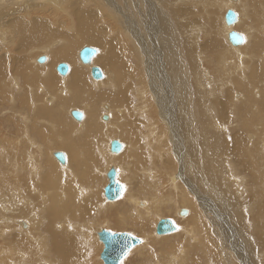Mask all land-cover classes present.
I'll return each mask as SVG.
<instances>
[{"label":"rangeland","instance_id":"374dc122","mask_svg":"<svg viewBox=\"0 0 264 264\" xmlns=\"http://www.w3.org/2000/svg\"><path fill=\"white\" fill-rule=\"evenodd\" d=\"M68 1L69 0H66V2H63V0H0V11L2 10L1 13L4 14V17H2L0 22L9 21V23H2V28H0L1 33L2 31L5 32L4 35H0V57L3 58V63L6 64L7 70V74L0 77V87L3 88V91L0 90V190L5 188L2 192L0 191V195L5 196L4 198H6L7 202L6 205L0 206V218L7 215L3 218L5 220L0 219L2 222L0 223V226L2 225L1 227L3 228L2 229L0 227V264L1 261L2 264H6V258L8 257L12 260L10 259V263L7 262V264H19L20 262L23 264V262L19 259L23 255V252L24 254L27 252L24 248L26 245H24V241L26 242L28 240L27 244L34 245L36 247V243L30 240L31 238L24 240L22 234L15 235L16 233L13 232H19L18 228L21 227V224L18 225L19 227L17 228V231L16 228L13 227V223L16 221L11 222L15 219L14 213L17 214V212H19V207L24 206L25 208L26 205L24 203L27 200V197L24 196L26 195V191L21 182L23 183V179L26 177H28V180H35V178H29L30 172H28L29 170L27 171V168L29 167L25 166L29 161L32 164L36 163V167L38 163L40 168L39 173L36 174L40 177L37 182L38 186L33 184V188L40 192L39 194L38 192L36 193L38 200H33V203L36 204L27 210L26 215L29 216L33 214L32 208H35L36 210L40 208L35 205L41 204V206H47L43 214L44 221L41 224L42 230H44V235L47 237L48 235L50 236L48 233L52 234L53 232L51 226H49V218H51V216H49V211L51 209L53 210L54 215L58 217L56 222L57 225L61 222L65 223L68 220L71 221V224H69V226L67 225L69 228L66 226L67 229L65 230H63V228H54L56 233L59 232V237L60 235L62 236V233L64 232L63 236L60 237L63 241L59 244H61L62 247H65L62 248L60 246L62 248L61 251L64 252L66 250L69 254V260L67 259V261H69L67 262L68 264H104L100 258L102 243L95 237V232L105 227H108L107 229L111 231H125L142 238L146 236L145 244H142L143 246L140 245L142 247L137 246V249L135 246V249H132L125 256L127 259L123 258L120 264H210V262L211 264H264V184L262 186L261 180L254 179L252 173L249 172L250 169L246 171V168L248 169L249 166H252L254 163L253 160L255 159V155L256 158L258 157V160H260L259 157L263 155L262 152L260 153L261 148L259 147L262 139L260 138L254 141V144L257 146L255 145L249 147V141L252 140L251 136L253 132H249L245 129L247 123L244 121V117L246 116V112H250V109L242 105L246 98L250 101L255 99V103H257V100H262L264 103V0H254V5H251L252 7L250 6L251 0H242L243 6H238L240 9L245 5L247 11H244L245 17L242 18L243 22L239 24L241 27L238 26L236 31L245 32V34L247 33L249 38V46H247L244 50L245 54L241 56L237 50L233 51L235 48L230 47L232 44L223 33L222 23H224L223 19H225V16H223L222 12H224L225 7L223 6H225L224 2L226 0H221L222 4L217 2L215 5H210L202 0H180V3L178 0H126L127 3L125 0ZM72 2H75L86 10H91L94 14H96L95 16H97V21H99L96 22L97 27L103 28L106 37L109 39H121V41L118 40V42H120L118 43V46L120 44L122 45L121 49H123L124 53L122 57L125 59L124 65L126 64L129 67V70L127 69L128 71L126 70L124 76L121 77L122 80L119 81V85L115 84V86H113V83H111V85L109 84L108 86L106 83H101V85L99 84L97 87L93 83V81L96 82V79L94 80L91 73L83 70V67L77 64L76 67L78 69L82 67L81 69L86 72L87 78L85 81L88 80L85 86H80V88H77L76 90L80 91L76 92L80 94H78L79 97H76L75 99L80 101L82 104L79 102L77 104L70 103V101L74 98L71 96L74 91H71L67 96L61 95L64 94L63 92H60L62 88H64L65 91L72 89L71 87L73 86H70L71 84L69 82L71 79L68 81V78L66 80L61 78L59 82V88L61 86L60 89L57 85L54 88L49 89L48 85L43 84L38 86L39 89H33L31 84L34 85V80L30 76H26L28 78L25 77L27 80L25 81V71L23 69L20 70L24 72L17 71L15 66L16 59L23 60V58L29 57L28 64L39 71V76L41 75L42 77H45L48 70L52 69V66L49 65L50 63L47 64L50 69L48 67H41V65L45 64L46 61L43 62V64L39 62H37L38 64L33 63V59L31 60L30 58L37 56L36 54H41V52L44 53L41 48L45 45V43L44 45L39 46V43L32 44L29 45L31 46L29 48H23V39L27 34L23 36L19 29L17 30V28H12V23L14 21L13 18L16 19L21 16V19L24 17L28 19V22H30L34 17L41 15L47 24L51 22V25L57 28V26L62 23L63 25L59 27V29L61 28L60 30L64 29V31L66 30L71 33H75L77 19L74 16L75 3L73 5ZM110 2L115 4L117 7L115 6V8L110 9L107 5ZM155 2L158 3L155 4ZM123 4L125 6H123ZM178 7H180V9H178ZM233 7L235 6L233 5ZM173 8L176 10H173ZM106 10L107 12H105ZM249 13L251 15H249ZM164 16L167 17V19H170V25L173 27V30H175L174 35L176 43H178L172 47V53L170 54L177 55V52L183 54L181 64H184L182 66V72L184 75H182L183 79L186 80L183 82V84L185 83V90H183V93L185 94L186 103H181L183 95L181 97L176 94L175 82H173L174 78L167 72L168 69L166 70L165 68V59L162 56V53L166 54V52L161 50L163 47L161 34H165V24L163 21L166 19ZM161 18L164 19L162 22ZM172 22L173 24H171ZM129 24L133 25V27ZM24 25H26V23ZM22 27L23 25L21 28ZM105 28L107 30H105ZM127 29L128 31L130 30L128 33ZM193 30L194 33H197L196 35L193 33ZM118 31H120L119 33H121L122 36L118 37V35H116V32ZM212 31H215V33ZM160 32L161 34H159ZM214 34H216V36ZM157 35L159 37H157ZM214 37H216L219 42L216 46L213 43L215 41ZM144 39L148 42H152L153 47H150V54L148 53L149 50L143 48L142 46L143 43H141V40H143L145 45H147ZM47 45L49 46V44H46V46ZM84 46H94L99 49V53L101 52L100 58L102 60L98 65L95 63L92 64L99 66L103 72L105 71V76L108 75V73H112L110 68H106V63H109V61L106 60L105 50L102 47L86 43L79 46L77 50H81ZM135 49H137V51ZM169 49H171V47H169ZM175 49L178 51L176 52ZM188 49H194L192 50L194 51L193 60L196 62V65H199V68L193 70L191 65L189 66V62L191 61L187 53L189 52L190 54L191 51H188ZM140 54L142 56H140ZM43 55L41 54L40 56ZM78 60L80 64H83L79 59V56ZM130 70L132 72H129ZM55 71L58 76H62L57 70ZM71 71L72 68L70 67V71L67 75L70 76ZM104 78L105 77L102 79ZM30 80H33V82ZM24 82H28V84L26 83L23 85ZM145 82L149 85V94H151L150 101L154 103L150 109H146L143 98L145 93L141 90L143 89L142 86L145 85ZM66 84L67 86L65 88ZM87 85H89L91 89ZM103 85L105 87H103ZM126 85H129V89L125 92V95L127 93L126 102H122V104L117 103L113 99V95L116 96L117 91L120 88H125ZM151 86L154 87L153 92L151 90ZM113 87L117 90L112 92L111 90ZM4 88L6 90H4ZM138 89L143 92L141 93L142 95L138 94ZM105 92L107 93L105 94ZM110 94L113 95L111 96ZM26 96L28 97V100ZM50 97L52 99H50ZM158 100L161 101V104L159 105L163 107V110L166 113L165 115H167V123H164L165 118L162 119V110L156 108V106L154 107ZM85 102L88 103L85 105ZM126 104L130 105L132 109L130 110L131 113L129 114L128 110V112L125 111L126 114L122 113L119 115V109L124 108L123 105ZM139 105L140 107H138ZM108 106H110L109 109H107ZM253 107L255 108V105H253ZM69 108L80 109V111L83 110V113L85 112V118L82 119H86L84 121V123L86 122L85 126L83 125L84 123L82 125H78L79 121L72 117L69 113ZM52 109L54 110L52 111ZM257 109L256 105L255 112H258ZM41 110H45L47 112H43ZM86 112H89L90 115L88 113L86 114ZM261 113H263V111H261ZM102 116H107V119H103ZM184 120L186 121L187 126L184 124ZM120 121L121 125L119 124ZM88 125L89 127H87ZM117 126H119V130L116 129ZM160 127H162L163 130ZM70 130H72L71 133ZM114 130H116V133ZM178 131L181 133H179L178 136L179 140L176 138ZM43 132L46 136L49 134L52 136L49 137L48 140H45L41 137V133ZM62 134L66 135L68 140H66L67 138L62 136ZM58 135H61L60 137H64L66 143L63 142L64 139H58ZM262 135H264V132ZM55 136L57 137V142L59 140L62 144L61 147V144L59 143V147L58 144H54L57 143L56 140H54L56 139ZM162 136L169 137V140H167L168 138H163ZM110 139H118L121 142L131 144L132 147L125 154L126 156L124 155L121 157L118 155V158L117 155L111 156V154H109L108 146ZM177 142L180 143L178 144ZM74 144H77L78 148L76 149L79 154L76 153V151H73L76 150ZM52 145H55V148H57L53 149ZM69 147L73 150H70ZM82 147L84 148L83 150ZM263 148L264 147H262V149ZM52 149H58L57 151H64L70 155V164L73 165V169H78H74L76 171V176L74 175L73 177L67 179V174H64L63 177H58L61 175V170H59L60 168L58 167L61 164L58 160L57 164L59 165L53 163ZM249 149H251L252 158L251 155H249ZM73 152H75V155L78 157L81 155L80 157L83 159L81 160L80 158H77L81 160L78 162L74 159L75 155H73ZM89 155L93 156L96 159V162L91 161L90 164V162H88L90 161ZM19 157L23 159L21 160ZM112 157L115 159H112ZM72 160H76L74 161L76 163H71L73 162ZM13 162L14 164H12ZM48 162L53 165H57V169L53 166L51 172L52 174L50 173V175L46 174L49 170L48 168L50 167V163ZM77 162L79 164H77ZM110 162L112 166L117 168L118 181L124 185L125 190L127 189V192L125 193L126 195L123 193V196L111 203H109L110 201L102 195L104 191L102 188H104V185L108 183L106 175L111 167ZM185 163L186 166H191L194 170L193 173L186 170L185 176L187 175L186 177L189 179L192 178L191 181L195 185L194 189L197 191L196 196L199 199L198 210L201 212L202 217L204 216L203 219L206 220L204 221L205 224L207 223V225L210 226L208 227L210 229L209 233L212 240L211 243L213 242V247L211 249H207L208 251L202 247L201 242L198 240L195 233L192 237V234H190V237L185 236V233L188 231V229L186 231V228H188V226L191 227L192 222L195 219L193 215H191V217H188L189 214L188 216H180L177 212H175L176 209H188L186 206H182L179 203L180 198L182 197L181 191L185 189V181L182 177L178 176L182 173L181 168L183 166L185 167ZM250 163L251 165H248ZM32 164L29 165L31 166ZM75 164L78 166L80 165V168L77 167V165L75 167ZM231 166L232 171L234 170L233 172L235 173L232 171L230 172ZM8 168L10 169L9 172L7 171ZM18 168L20 170L17 171ZM19 171L22 172L20 173ZM13 172L15 174H13ZM26 172L28 173L26 174ZM234 174L238 176L236 177ZM90 175L94 176L95 179L93 177L91 180ZM172 175L174 176V180L171 179ZM8 178L12 180L10 181ZM87 178L89 179L88 181ZM234 178L235 180H233ZM83 179H85V181ZM2 181H5L6 183ZM86 181L88 183H86ZM43 182H46V184ZM48 182H51V184ZM62 183L64 186H62ZM135 186L142 189L140 190ZM20 187L22 188L19 191ZM83 188H87V190ZM49 190L51 191V194L45 201H42L40 194ZM85 191H88L89 195L81 197L82 193ZM3 192H5L4 195H2ZM128 192H131L133 196L138 197L139 208H143L141 206H147V201L151 199H153L152 201L155 204L160 205L161 210L155 209L157 208V206H155L150 213L152 229L140 228L137 226V223L136 225L135 223L131 224L130 221L126 222L132 218V216H130V218L127 217L125 221L124 218L126 217V214L129 212L132 213L135 208L134 204H130L128 202L130 200V196H127ZM7 193L9 195H7ZM78 193L80 195H78ZM99 194L102 195L101 198ZM156 195L159 197L154 198ZM201 199L203 200V203H201ZM222 200L225 202H222ZM22 201H24L23 204ZM103 201L105 203L107 202L109 205L104 204ZM232 201H237L238 203L235 202V204H230L229 202ZM18 203L21 204V206H18ZM59 204L70 207H60L58 206ZM225 204L231 205V208L228 209V206H225ZM229 213H231V217ZM9 215L13 217H10ZM25 216L18 215L15 220H17V218L26 219L27 217ZM165 217L171 218L175 221L177 226H182L185 231L182 229L183 233L180 234V236L172 233L158 237L160 235H157V233L154 234L153 232L155 230V222H157L160 218L162 219ZM181 217L189 219L182 221L180 220ZM7 218L8 220H6ZM190 218L193 219L191 220ZM230 218L232 224L227 223ZM39 220L41 219H39L37 212V221ZM214 220L216 222H214ZM4 221H6V223L9 221L12 224L10 225L8 222L7 224L4 223L6 226H3ZM186 224L188 226L184 227ZM212 224L215 225L213 226ZM43 225L45 226L43 227ZM231 225L235 227V235H237L235 236L236 243H234V245L233 243L227 241L225 238L226 236L224 235L226 230L225 227L232 230V228H229ZM8 226L9 228H7ZM10 227L11 231H9ZM1 229L3 231H1ZM90 236H93L96 239L93 237L91 238ZM56 237L57 235H53V241H56ZM65 242L70 243L68 245V243ZM14 243L17 244L14 245ZM37 243L40 242L38 241ZM11 244L14 247L18 246L20 252L16 250L18 249L17 247L13 248ZM180 244L182 245L178 249ZM66 245H68L67 248ZM6 248H9V250ZM10 249H14L16 252L13 251V253ZM68 249L69 251H67ZM204 250L207 251L208 255L204 252ZM11 253H13V256L18 253L16 254V258L19 256L17 260L20 262L14 258L15 256L12 258L10 255ZM57 256L58 259H54L53 255L50 254L51 261H47L52 264H63V258H61L60 254ZM170 256H172V259ZM226 257L227 260H229L228 258H230V260L225 261ZM13 260L16 261V263L13 262ZM47 261L40 264H47Z\"/></svg>","mask_w":264,"mask_h":264},{"label":"bare ground","instance_id":"6f19581e","mask_svg":"<svg viewBox=\"0 0 264 264\" xmlns=\"http://www.w3.org/2000/svg\"><path fill=\"white\" fill-rule=\"evenodd\" d=\"M1 1H3V0H1ZM30 1V0H29ZM66 2V0H63V2ZM69 1H72V0H69ZM68 1V2H69ZM98 1V0H97ZM101 1V0H100ZM118 1H121V0H118ZM117 1V2H118ZM128 1V0H127ZM127 1L125 0V2L127 3ZM170 1V0H169ZM173 1V0H172ZM179 1V3H180V0H178ZM189 1V0H188ZM202 1H204V2H206V3H208V4H210V5H215V4H217V2L218 3H221V0L220 1H216V0H202ZM14 2V1H13ZM39 2V1H38ZM103 2V1H102ZM108 2V1H107ZM165 2V1H164ZM191 2V1H190ZM203 2V3H204ZM74 3L75 2H72V4L74 5ZM116 3V2H115ZM156 3H158V2H155V4ZM171 3V2H170ZM65 4V3H64ZM82 4H85V3H82ZM104 4H105V2H104ZM166 4V3H165ZM168 4H169V2H168ZM205 4V3H204ZM222 4V3H221ZM243 4V2H242V0H236V1H234V0H226L225 2H224V5L225 6H223V7H225V9H224V12H222L223 13V16H225L224 14L227 12V10L228 9H233L234 8V10L237 12V14H238V19H237V22L235 23V24H233V25H228L227 23H226V21H225V19H223V21H224V23H222V28H223V33H224V35H226V37H227V39H228V36H229V33H230V31H232V30H237V28H238V26L239 27H241L239 24L240 23H242L243 22V17H245L244 16V11L246 10V8H245V5H244V7L243 8H238V6H243L242 5ZM15 5V4H14ZM97 5H99V4H97ZM108 6H109V8L110 9H112V8H115V4H112L111 2L110 3H108L107 4ZM118 5H119V3H118ZM146 5V4H145ZM170 5V4H169ZM173 5V4H172ZM233 5L235 6V7H233ZM251 5H254V0H251V4H250V6ZM70 6V5H69ZM104 6H106V5H104ZM107 6V7H108ZM123 6H125L124 4H123ZM158 6V5H157ZM160 6V5H159ZM240 6V7H241ZM249 6V7H250ZM262 6V5H261ZM36 7H38V6H36ZM40 7H42V6H40ZM74 7H75V9H74V11H75V14H74V16H75V18L77 19V22H78V25H77V22H76V25H75V33H71V32H69V31H64V29L63 30H60L59 29V27L61 26V25H63L62 23H61V25H59V26H57V28L56 27H54L53 25H51V22L50 23H48L47 24V22L46 21H44V19L42 18L43 16H41V15H39V16H37V17H34L33 19H32V21H30V22H28V19H26V18H24L23 17V19H21L22 17L21 16H17L18 18H13V23H12V28H17V30L19 29L21 32H22V35L24 36V35H26L25 36V38L23 39V48H29V47H31V46H29V45H32V44H38V46L39 45H44V43H45V45L41 48V50L44 52V53H42L41 52V54L43 55V56H45L46 57V63L45 64H43V65H41V67H48V63H50L49 65H51L52 66V69H50L49 67V69L50 70H48V73L45 75V77H42L41 75L39 76V71L37 70V69H35V68H33V67H31L29 64H28V59H29V57H26V58H23V60H17L16 59V70L17 71H22V70H20V69H23L24 71H22V72H24V78L26 77V76H30L33 80H34V82H33V80H30L31 82H33V84L34 85H32L31 84V87H33V89H36V88H38L39 89V85H41V84H43V85H48V87H49V89H52V88H54L56 85H57V87L59 88V82H60V80H61V78L62 79H67L68 78V81H69V79H71V81H69L70 82V86H73V87H71L72 89H69V90H67V91H65L64 90V88H62L61 89V91L60 92H63L64 94H61V95H63V96H67L68 94H70V92L71 91H74V93L71 95L72 97H74L71 101H70V103H80V104H82L80 101H78V100H76L75 98L76 97H79L78 96V94H80V93H76V92H80V91H76L77 90V88L79 89L80 88V86H85L86 84H87V81H85L86 80V72L85 71H91V67L93 66V64L92 63H95V64H99L100 62H101V58H100V56H101V52L99 53V49H98V53L96 54V56L92 59V62L90 63V64H80L79 63V60H78V56H79V51L77 50V48L79 47V46H81L82 44H86V43H89V44H94V45H96V46H99V47H102L104 50H105V54H106V60L107 61H109V63H106V65H107V67L106 68H110V70H112V73H108V75H106L105 76V74H104V79H96V82H94L93 81V83L98 87L99 86V84L101 85V83H106L108 86H109V84L111 85V83H113V86H115V84H117V85H119V81L120 80H122V76H124V74H125V71L128 69L129 70V67L125 64L124 65V62H125V59L122 57L123 56V49H121L122 48V45L120 44L119 46H118V43H120V42H118V40H120L121 41V39H118V38H114V39H109L108 37H106V35H105V31L103 30V28L102 27H97V24H96V22H99V21H97V16H95L96 14H94L91 10H86V9H84V8H82L81 6H79L78 4H76L75 3V5H74ZM102 7V6H101ZM100 7V8H101ZM117 7V6H116ZM150 7V6H149ZM161 7V6H160ZM168 7V6H167ZM252 7V6H251ZM103 8V7H102ZM248 8V7H247ZM26 9V8H25ZM35 9V8H34ZM106 9V8H105ZM175 8H173V10H174ZM178 9H180V7H178ZM27 10V9H26ZM29 10V9H28ZM37 10V9H36ZM40 10V9H39ZM101 10V9H100ZM114 10V9H113ZM138 10V9H137ZM150 10H152V9H150ZM176 10V9H175ZM2 11V10H1ZM1 11H0V13H1ZM16 11V10H15ZM153 11V10H152ZM179 11H181V10H179ZM247 11V10H246ZM105 12H107V10L105 11ZM112 12V11H111ZM119 12V11H118ZM150 12V11H149ZM178 12V11H177ZM176 12V13H177ZM5 13V12H4ZM15 13V12H14ZM64 13V12H63ZM103 13V12H102ZM110 13V12H109ZM126 13V12H125ZM151 13V12H150ZM160 13V12H159ZM175 13V12H174ZM193 13V12H192ZM6 14V13H5ZM20 14V13H19ZM40 14V13H39ZM71 14H73V13H71ZM111 14V13H110ZM121 14V13H120ZM128 14V13H127ZM181 14H182V12H181ZM217 14V13H216ZM246 14H247V12H246ZM107 15H109V14H107ZM114 15V14H113ZM161 15V14H160ZM184 15V14H183ZM249 15H251L250 13H249ZM71 16V15H70ZM122 16V15H121ZM167 16V15H166ZM2 17H4V14H2L1 13V16H0V21L2 20ZM28 17V16H27ZM114 17V16H113ZM117 17V16H116ZM165 17V16H164ZM188 17V16H187ZM11 18V19H12ZM45 18V17H44ZM100 18H101V16H100ZM121 18V17H120ZM224 18V17H223ZM73 19V18H72ZM160 19V18H159ZM162 19V18H161ZM165 19L166 20H164V19H162L161 20V22L163 21V23L165 24V29H164V33L165 34H161V32L159 33V34H161V36H162V41H163V47H162V49L161 50H164V52H166V54L164 53H162V56L164 57V59H165V68H166V70H167V72L169 73V74H171L172 75V77L174 78L173 80V82H175V88H176V94H178V95H180L181 97H182V95H183V98H181V103H186V99H185V94L183 93V90H185L184 89V85H185V83L183 84V82H185L186 80L185 79H183V70H182V66L184 65H182L181 64V58H182V56H183V54H180V52L178 53L177 51V49H175L176 50V54L177 55H171L170 53H172V47H174V45H176V44H178V43H176V39H175V35H174V31L175 30H173V27L170 25V19L168 18L167 19V17H165ZM47 20V19H46ZM123 21V20H122ZM248 21V20H247ZM6 22H8L9 23V21L7 20ZM6 22H0V28H2V26L1 25H3L2 23H6ZM222 22V21H221ZM251 22V21H250ZM26 23V25H24ZM121 23V22H120ZM129 23V22H128ZM155 23V22H154ZM179 23V22H178ZM217 23V22H216ZM28 24V25H27ZM50 24V25H49ZM133 24V23H132ZM162 24V23H161ZM171 24H173V22L171 23ZM213 24V23H212ZM23 25V27L21 28V26ZM99 25V24H98ZM124 25V24H123ZM130 25V24H129ZM179 25V24H178ZM5 26V25H4ZM10 26V25H9ZM111 26V25H110ZM130 26H132L133 27V25H130ZM217 26H218V24H217ZM216 26V27H217ZM221 26V25H220ZM135 27V26H134ZM215 27V26H214ZM163 28V27H162ZM161 28V29H162ZM218 28V27H217ZM70 29V28H69ZM72 29V28H71ZM109 29V28H108ZM147 29V28H146ZM258 29V28H257ZM263 29V28H262ZM105 30H107L106 28H105ZM163 30V29H162ZM220 30H221V27H220ZM253 30V29H252ZM110 31V30H109ZM130 31V30H129ZM128 31V29H127V33L129 32ZM150 31V30H149ZM155 31V30H154ZM73 32V31H72ZM120 31H118V32H116V35H118V37H120V36H122V34L121 33H119ZM146 32V31H145ZM213 32V31H212ZM254 32V31H253ZM4 31H2V33L0 32V35L2 36V35H4ZM114 33V32H113ZM151 33V32H150ZM193 33H194V30H193ZM213 33H215V31L213 32ZM244 36H245V42L244 43H242V44H240V45H234V46H232V45H230V47H234L235 49L233 50V51H238L239 52V55L241 56V55H244L245 54V49H246V47L247 46H249V38H248V34L246 33L245 34V32L243 33V32H241ZM152 34V33H151ZM177 34V33H176ZM195 35L197 34V33H194ZM173 35V36H172ZM195 35H194V37H195ZM215 36H216V34H214ZM147 36V35H146ZM179 36V35H178ZM187 36H189V35H187ZM258 36V35H257ZM157 37H159L158 35H157ZM259 37V36H258ZM132 38V37H131ZM215 38V41L213 42L214 44H215V46L216 45H218V41H217V38L216 37H214ZM213 38V39H214ZM57 39H59V40H57ZM212 39V38H211ZM250 39H251V37H250ZM145 40V39H144ZM29 41H31V42H29ZM33 41V42H32ZM181 41V40H180ZM185 41H186V39H185ZM192 41V40H191ZM229 41V40H228ZM251 41V40H250ZM145 42H146V44L147 45H145V43H144V41L143 40H141V43H143L142 44V46H143V48H146L147 50H149V54H150V47L152 48L153 46H152V42L151 41H147V40H145ZM148 42V43H147ZM156 42V41H155ZM154 42V43H155ZM160 42V41H159ZM51 43H52V45H51ZM130 43V42H129ZM153 43V44H154ZM184 43V42H183ZM207 43V42H206ZM25 44V45H24ZM46 44H49V46L47 45L46 46ZM139 44V43H138ZM149 44V45H148ZM162 44V43H161ZM221 44V43H220ZM51 45V46H50ZM184 45H186V44H184ZM212 45V44H211ZM145 46H147V47H145ZM178 46V45H177ZM177 46H175V47H177ZM190 46V45H189ZM189 46H187V47H189ZM49 47V48H48ZM139 47V46H138ZM169 47H171V49H169ZM180 47H181V45H180ZM155 48V47H154ZM226 48V47H225ZM249 48V47H248ZM22 49V48H21ZM190 49H191V47H190ZM232 49V48H231ZM23 50V49H22ZM77 50V51H76ZM136 51H137V49H135ZM186 50V49H185ZM192 50H194V49H192ZM192 50H189L188 49V51H191L190 52V54H189V52L187 53L188 54V57L190 58V61L191 62H189V66L191 65V67L193 68V70L194 69H197V68H199V65H196V62H194V60H193V57H194V51H192ZM174 51V50H173ZM187 51V50H186ZM155 52V51H154ZM237 53V52H236ZM41 54H36L37 56H34V57H31L30 59L32 60L33 59V63H35V64H38L37 62H38V58H39V56L41 55ZM35 55V54H34ZM99 55V56H98ZM137 55V54H136ZM159 55V54H158ZM161 55V54H160ZM220 55V54H219ZM27 56V55H26ZM98 56V57H97ZM104 56V55H103ZM140 56H142L141 54H140ZM139 56V57H140ZM145 56V55H144ZM172 56H174V57H172ZM196 56V55H195ZM187 57V56H186ZM138 58V57H137ZM142 58V57H141ZM172 58V59H171ZM259 58V57H258ZM48 59H49V61H48ZM80 59V58H79ZM139 60V59H138ZM143 60V59H142ZM146 60V59H145ZM162 60V59H161ZM198 60V59H197ZM105 61V60H104ZM103 61V62H104ZM183 61V60H182ZM238 61V60H237ZM60 62H67L68 64H69V66L72 68V71H71V75L69 76V75H62L61 77L60 76H58L57 75V73H56V66H57V64L58 63H60ZM184 62V61H183ZM140 63H142V62H140ZM77 64H79L80 66H82L81 68L83 69V70H85V71H83L81 68L80 69H78L76 66H77ZM149 64H150V61H149ZM158 64V63H157ZM101 65H102V63H101ZM100 65V66H101ZM105 65V66H106ZM148 65V64H147ZM188 65V64H187ZM167 66V67H166ZM242 66V65H241ZM38 67V66H37ZM104 67V66H103ZM137 67V66H136ZM150 68V67H149ZM159 68V67H158ZM19 69V70H18ZM134 69V68H133ZM42 70V69H41ZM44 70V69H43ZM127 70V71H128ZM132 70V69H131ZM129 71V72H132V71ZM70 71V70H69ZM185 71V70H184ZM198 71V70H197ZM105 72V71H104ZM103 72V73H104ZM186 72V71H185ZM250 72V71H249ZM44 73V72H43ZM42 73V74H43ZM45 73H46V71H45ZM91 73V72H90ZM159 73V72H158ZM7 74V70H6V64L5 63H3V58L2 57H0V77H2V76H5ZM25 74H28V75H25ZM59 74V73H58ZM128 74V73H127ZM133 74V73H132ZM183 74V75H182ZM259 74V73H258ZM63 76H66V77H63ZM60 77V78H59ZM26 78H28V77H26ZM26 78L24 79L25 81H27L26 80ZM157 78V77H156ZM84 80V81H83ZM95 80V79H94ZM148 80V79H147ZM158 80V79H157ZM160 80V79H159ZM67 81V82H68ZM83 81V82H82ZM29 82V81H28ZM28 82H24V84L23 85H25L26 83L28 84ZM15 83H16V81H15ZM30 83V82H29ZM85 83V84H84ZM127 84H128V82H127ZM243 84V83H242ZM130 85V84H129ZM129 85H126L125 86V88H120L118 91H117V94H116V96L115 95H113V99L117 102V103H120V104H122V102H126V99H127V93H126V95H125V92L129 89L128 87H129ZM198 85V84H197ZM30 86V85H29ZM66 86H67V84L65 85V88H66ZM88 87H89V85H87ZM86 86V87H87ZM121 86V85H120ZM244 86V85H243ZM17 87V86H16ZM45 87V86H44ZM47 87V88H48ZM63 87V86H62ZM102 87V86H101ZM103 87H105L104 85H103ZM145 87V88H144ZM149 85H147V83L145 82V85L144 86H142V88L143 89H141V90H143L144 91V93H145V95H144V104L146 105V109L148 108V109H150V107H152L153 105L152 104H154V103H152L151 101H150V95L151 94H149ZM1 89L0 90H2L3 91V88L2 87H0ZM15 88V87H14ZM43 88V87H42ZM60 88H61V86H60ZM59 88V89H60ZM90 88V87H89ZM88 88V89H89ZM95 88V87H94ZM16 89V88H15ZM21 89V88H20ZM41 89V88H40ZM58 89V90H59ZM91 89V88H90ZM173 89V88H172ZM258 89V88H257ZM4 90H6L5 88H4ZM65 92H64V91ZM81 90V89H80ZM115 90H117L115 87H113L112 88V92L113 91H115ZM141 90H139L138 89V94H141V93H143ZM151 90H152V92H153V90H154V87L153 86H151ZM17 91H18V89H17ZM83 91V90H82ZM41 92V91H40ZM1 93H5V92H1ZM107 92H105V94H106ZM235 93H237V92H235ZM94 94V93H93ZM115 94V93H114ZM4 95V94H3ZM27 95V94H26ZM92 95V94H91ZM90 95V96H91ZM111 95V94H110ZM111 95V96H112ZM142 95V94H141ZM154 95V94H153ZM241 95V94H240ZM23 96V95H22ZM40 96V95H39ZM90 96H89V98H90ZM243 96V95H242ZM24 97H25V95H24ZM23 97V98H24ZM47 97V96H46ZM26 98H27V100H28V97L26 96ZM42 98V97H41ZM92 98V97H91ZM136 98V97H135ZM142 98V97H141ZM257 98H259V97H257ZM20 99V98H19ZM50 99H52L51 97H50ZM53 99H54V97H53ZM259 99H262V98H259ZM23 100V99H22ZM24 100H25V98H24ZM26 100V101H27ZM85 101V100H84ZM83 101V102H84ZM86 101H87V98H86ZM94 101V100H93ZM130 101V100H129ZM61 102V101H60ZM242 102H243V100H242ZM256 102V100L254 99V100H252V101H250L249 99H245V101L242 103V105H244V106H246L248 109H250L249 111L250 112H246V116L244 117V121L247 123V125H246V127H245V129L246 130H248L249 132L250 131H252L253 132V134H252V140L251 141H249V147L250 146H255L256 144H254V141L256 140V139H262L261 141V144H260V153L262 152V156H260L259 158H260V160H258L257 158H256V155L254 156V163L252 164V166H249V168L247 169L246 168V171L247 170H249V172H251L252 173V175H253V177H254V179H257V180H261V183H262V186H263V184H264V148L262 149V147H264V135H262V133L264 132L263 130H264V103L262 102V100L261 101H258L257 100V103H255ZM88 103V102H87ZM86 102L84 103L85 105L87 104ZM236 103V102H235ZM14 104V103H13ZM21 104V103H20ZM64 104V103H63ZM67 104V103H66ZM69 104V103H68ZM90 104V103H89ZM159 104H161V101L160 100H158L157 101V103L154 105V107L156 106V108H159L160 110H162V112H161V116H162V119L163 118H165V121L164 120H162V121H164V123H167L168 122V120H167V115H165L166 113L164 112V110H163V107L161 106V105H159ZM70 105V104H69ZM108 105V104H107ZM238 105V104H237ZM253 105H255V108L253 107ZM256 105H257V110H258V112H260V113H258V112H255V110H256ZM88 106H90V105H88ZM124 106V108H121V109H119V112H120V114L119 115H121L122 113H125V111H127L128 112V110H129V114L131 113V111L130 110H132L131 109V107H130V105L129 104H126V105H123ZM63 107V106H62ZM91 107V106H90ZM138 107H140V105L138 106ZM200 107V106H199ZM52 108V107H51ZM54 108V107H53ZM65 108V107H64ZM110 108V106H108L107 107V109H109ZM137 108V107H136ZM28 109V108H27ZM31 109V108H30ZM49 109V108H48ZM141 109V108H140ZM153 109V108H152ZM151 109V110H152ZM202 109V108H201ZM54 109H52V111H53ZM72 110H74V108H72V109H70L69 108V113L71 114V111ZM80 110V109H79ZM82 110V109H81ZM93 110V109H92ZM154 110V109H153ZM166 110V109H165ZM41 111H43V112H47V111H45V110H41ZM49 111H50V109H49ZM55 111H56V109H55ZM54 111V112H55ZM60 111V110H59ZM59 111H58V113H59ZM83 111V110H82ZM112 111V110H111ZM137 111V110H136ZM149 111V110H148ZM156 111V110H155ZM199 111V110H198ZM211 111H212V109H211ZM261 111H263V113H261ZM53 112V113H54ZM92 112V111H91ZM96 112V111H95ZM150 112V111H149ZM149 112H148V114H149ZM62 113V112H61ZM89 114V112H86V114ZM138 113V112H137ZM147 113V112H146ZM168 113H169V110H168ZM97 114V113H96ZM104 114V113H103ZM126 114V113H125ZM151 114V113H150ZM160 114V113H159ZM90 115V114H89ZM89 115H86V116H89ZM102 115V114H101ZM208 115V114H207ZM58 116V115H57ZM129 116V115H128ZM171 116V115H170ZM169 116V117H170ZM64 117V116H63ZM63 117H62V119H63ZM121 117V116H120ZM149 117V116H148ZM203 117V116H202ZM205 117H207V116H205ZM59 118V117H58ZM83 118H85V112H84V117ZM92 118V117H91ZM102 118L104 119V116H102ZM112 118V117H111ZM110 118V119H111ZM181 118V117H180ZM188 118V117H187ZM194 118V117H193ZM65 119V118H64ZM73 119V118H72ZM89 119V118H88ZM87 119V120H88ZM192 119V118H191ZM190 119V120H191ZM202 119V118H201ZM203 119H204V117H203ZM86 120V119H85ZM85 120H77V121H79V123H78V125H82L83 123H84V121ZM186 120V119H185ZM184 120V122L183 121H181V122H183L184 124H186V126H187V123H186V121ZM189 120V121H190ZM64 121V120H63ZM89 121V120H88ZM110 121V120H109ZM121 121H122V119H121ZM121 121L119 122V124L121 125ZM188 121V120H187ZM195 121V120H194ZM107 122V121H106ZM201 122V121H200ZM242 122H243V120H242ZM191 123V122H190ZM71 124V123H70ZM85 124H86V122L83 124L84 126H85ZM111 124V123H110ZM118 124V125H119ZM201 124V123H200ZM65 125V124H64ZM171 126V125H170ZM200 126H202V125H200ZM204 126V125H203ZM244 126H245V124H244ZM87 127H89V125L87 126ZM86 127V128H87ZM96 127V126H95ZM107 128V127H106ZM161 129H162V127H160ZM208 128V127H207ZM209 128H210V126H209ZM84 129V128H83ZM91 129V128H90ZM116 129L117 130H119V126H117L116 127ZM166 129V128H165ZM205 129V128H204ZM41 130H43V129H41ZM86 130H88V129H86ZM92 130H94V129H92ZM163 130V129H162ZM67 131V130H66ZM71 131L72 130H70V133H71ZM96 131V130H95ZM113 131V130H112ZM111 131V132H112ZM116 130H114V132H115ZM174 131H175V128H174ZM83 132V131H82ZM177 132V131H176ZM210 132V131H209ZM68 133V132H67ZM79 133V132H78ZM113 133V132H112ZM116 133V132H115ZM179 131H178V134H177V136H176V138H177V140H179ZM64 134V133H63ZM62 134V136H65L66 137V135H63ZM69 134V133H68ZM67 134V135H68ZM181 134V133H180ZM211 134V133H210ZM247 134V133H246ZM70 135V134H69ZM79 135V134H78ZM52 135L51 134H49L48 136H46L45 135V133L43 132V133H41V137L43 138V139H45V140H48V138L49 137H51ZM61 135H58V139H64V137H60ZM71 136V135H70ZM166 136H167V134H166ZM166 136H164V137H166ZM77 137V136H76ZM163 137V136H162ZM163 137V138H164ZM238 137V136H237ZM240 137V136H239ZM22 138H23V136H22ZM54 138V137H53ZM55 138L56 139H54V140H56V142H57V137L55 136ZM67 138V137H66ZM166 138H168L167 140H169V137H166ZM79 139H80V137H79ZM66 140H68V138L66 139ZM74 140V139H73ZM113 139H110L109 140V142H108V146H109V154H111V156H116L117 155V158H118V155L119 156H124L127 152H128V150L132 147V145L131 144H129V143H124V142H122L123 144H124V148L122 149V151L120 152V153H112L111 151H110V143H111V141H112ZM75 141V140H74ZM62 142V141H61ZM64 143H66V141H65V139H64V141H63ZM68 142H70V141H68ZM77 142V141H76ZM61 144L60 142H59V140H58V142L57 143H54V144ZM64 143H63V145H64ZM73 143V142H72ZM178 143V142H177ZM180 143V142H179ZM178 143V144H179ZM59 144H58V147H59ZM31 145V144H30ZM39 145V144H38ZM104 145V144H103ZM54 146V147H53ZM62 146V144L60 145V147ZM69 146V145H68ZM74 146H75V149L76 148H78L77 147V144H74ZM176 146V145H175ZM174 146V147H175ZM257 146V145H256ZM38 147H40V146H38ZM71 147V146H70ZM70 147H69V149H70ZM101 147V146H100ZM177 147H179V146H177ZM52 148L53 149H56L55 148V145H52ZM72 148V147H71ZM74 148V147H73ZM81 148V147H80ZM52 149V150H53ZM59 149V148H58ZM57 149V150H58ZM68 149V150H69ZM84 148L82 147V150H83ZM101 149V148H100ZM175 149V148H174ZM252 149V148H251ZM251 149H249V155H251V158H252V153H251ZM51 150V151H52ZM57 150H53V163H56L57 164V159H56V157L54 158V152L55 151H57ZM70 150H73V149H70ZM73 151H76V153H78L79 154V152L77 151V149L76 150H73ZM107 151H108V149H107ZM179 151V150H178ZM178 151H176V152H178ZM27 152V151H26ZM64 152V151H63ZM71 152V151H70ZM106 152V151H105ZM197 152V151H196ZM74 154L73 155H75V152H73ZM99 153V152H98ZM186 153H187V151H186ZM251 153V154H250ZM26 154V153H25ZM50 154V155H51ZM65 154H66V156H67V162L66 163H64V164H62V163H60L61 165H59V164H57V165H59L58 167L60 168L59 170H61V175H59L58 177H63L64 176V174H67V179L68 178H71V177H73L74 175L76 176V169L74 170L73 169V165L72 164H70V161H69V159H70V155L69 154H67L66 152H65ZM77 154V155H78ZM81 154V153H80ZM85 154V153H84ZM105 154V153H104ZM113 154V155H112ZM191 154V153H190ZM23 155V154H22ZM107 155H108V153H107ZM72 156V155H71ZM81 156V155H80ZM78 157V156H76L75 155V158L74 159H76L78 162L79 161H81L83 158H81V157ZM90 157H89V159H90V161H88V162H90V164H91V161H93V162H96V159L93 157V156H91V155H89ZM126 156V155H125ZM205 156V155H204ZM23 157H25V156H23ZM28 157V156H27ZM32 157V156H31ZM73 157V156H72ZM86 157H87V155H86ZM110 157V156H109ZM19 158H21V157H19ZM77 158H80V159H77ZM88 158V157H87ZM107 158V157H106ZM192 158V157H191ZM23 158H21V160H22ZM34 159H35V157H34ZM112 159H115L114 157H112ZM202 159H204V158H202ZM247 159V158H246ZM76 160H74V161H76ZM85 160V159H84ZM83 160V161H84ZM110 160H111V158H110ZM117 160V159H116ZM20 161V160H19ZM29 161V160H28ZM33 161V160H32ZM35 161H36V159H35ZM42 161V160H41ZM73 161V160H72ZM71 162V163H76V162ZM197 161V160H196ZM15 162V161H14ZM14 162L12 163V164H14ZM17 162V161H16ZM23 162V161H22ZM30 162V161H29ZM28 162V163H29ZM77 162V164H79ZM87 162V161H86ZM113 162V161H112ZM117 162V161H116ZM122 162V161H121ZM27 163V165H25V166H28L29 168H27V171L28 172H30L29 173V178L30 177H32V179L33 178H35V180L33 181V180H31V179H29L28 180V177H26V178H24L23 179V183L21 182V184L24 186V188H25V191H26V195H24V196H26L27 197V200L24 202V201H22V204H23V202L26 204H24L25 205V208H24V206H22V207H19V212H17V214L16 213H14V218L16 219V216H18V215H23V216H25L26 215V212H27V210L28 209H30L31 207H33L34 206V204H36V203H33V200L34 201H37L38 200V197H37V192H38V190L37 189H34L33 188V184H38L37 182L39 181V179H40V177H38V175H36V174H38L39 173V166H38V163H37V167H36V163L35 164H32L31 162L29 163V164H32L31 166L29 165ZM48 163H50V162H48ZM115 163V162H114ZM187 163V162H186ZM186 163H185V167L183 166L182 168H181V170H182V173L178 176V177H182V179H184V183H185V189L184 190H182L181 191V195H182V197L180 198V205H182V206H186L188 209V214H189V216H188V214H187V216L188 217H191V215H193V217L195 218L194 220H193V222H192V226L191 227H189L187 224H186V226H184V227H187L188 226V228H186V231H187V229H188V231H187V233H185L186 235V237H190V234H192L191 235V237L193 236V234L195 233V235H196V237L198 238V240L201 242V245H202V247L205 249V250H207V249H211L213 246V242L211 243V236H210V233H209V225H207V223L205 224V222L204 221H206V220H204L203 218H204V216L202 217V214H201V212L198 210L199 209V202H198V197L196 196V193H197V191H195V189H194V187H195V185L193 184V182L191 181V179H189V178H187L186 176H185V171L187 170V171H189V172H191V173H193L194 172V170H193V168L191 167V166H186ZM251 163H252V161H251ZM251 163L250 164H248V165H251ZM41 164V163H40ZM77 164H75V167H76V165ZM84 164H85V162H84ZM84 164H83V166H84ZM89 164V163H88ZM110 164H111V162H110ZM20 165V164H19ZM22 165V164H21ZM49 165V164H48ZM57 165H53V164H51L50 163V167L48 168L49 170L47 171V175H50V173L52 172V168H53V166L56 168L57 167ZM128 165V164H127ZM205 165H208V164H205ZM234 165V164H233ZM246 165V164H245ZM15 166V165H14ZM80 166V165H79ZM78 165H77V167H79ZM82 166V167H83ZM90 166V165H89ZM110 166V165H109ZM18 167H20V166H18ZM87 167V166H86ZM85 167V168H86ZM111 167H115V166H112V164H111ZM110 167V168H111ZM119 167V166H118ZM206 167H208V166H206ZM244 167V166H243ZM246 167V166H245ZM248 167V166H247ZM7 168V167H6ZM5 168V169H6ZM11 168V167H10ZM42 168H43V166H42ZM54 168V169H55ZM80 168V167H79ZM90 168V167H89ZM89 168H87V169H89ZM116 168V167H115ZM195 168V167H194ZM201 168V167H200ZM209 168V167H208ZM16 169V168H15ZM57 169V168H56ZM84 169V168H83ZM117 169V168H116ZM210 169V168H209ZM9 168H8V172H9ZM18 170H20L19 168L17 169V171ZM36 170H38V171H36ZM78 170V169H77ZM204 170V169H203ZM6 171V170H5ZM4 171V172H5ZM6 171V172H7ZM16 171V172H17ZM85 171H88V170H85ZM109 171V170H108ZM198 171H201V170H198ZM207 171V170H206ZM209 171V170H208ZM232 171V166H231V170H230V172ZM234 171V170H233ZM232 171V172H233ZM3 172V173H4ZM20 172V171H19ZM18 172V173H19ZM22 172V171H21ZM20 172V173H21ZM28 172H26V174L28 173ZM147 172V171H146ZM196 172V171H195ZM237 172V171H236ZM239 172V171H238ZM91 173V172H90ZM89 173V174H90ZM206 173V172H205ZM208 173V172H207ZM233 173H235V172H233ZM11 174H12V171H11ZM13 174H15L14 172H13ZM52 174V173H51ZM57 174H58V172H57ZM237 174V173H236ZM236 174H234V175H236ZM5 175V174H4ZM20 175V174H19ZM92 175V174H91ZM90 175V176H91ZM10 176V175H9ZM69 176V177H68ZM148 176V175H147ZM238 175H236V177H237ZM94 176H91V180H92V178H93ZM106 177H107V175H106ZM231 177V176H230ZM23 178V177H22ZM5 179V178H4ZM73 179V178H72ZM94 179H95V177H94ZM93 179V180H94ZM108 179V178H107ZM171 179L172 180H174V176L172 175L171 176ZM177 179V178H176ZM181 179V178H180ZM8 180H10V178H8ZM8 180H7V182H8ZM12 180V179H11ZM10 180V181H11ZM20 180H22V179H20ZM82 180V179H81ZM84 181H85V179H83ZM89 179L87 178V181H88ZM233 180H235V178L233 179ZM6 181V180H5ZM5 181H2V182H4V183H6ZM9 181V182H10ZM63 181V180H62ZM83 181V182H84ZM86 181V183H88ZM108 181V180H107ZM218 181V180H217ZM256 181V180H255ZM42 182V181H41ZM64 182V181H63ZM82 182V183H83ZM106 182V181H105ZM105 182H103V183H105ZM257 182V181H256ZM1 183V182H0ZM17 183V182H16ZM43 183H45L46 184V182H43ZM49 183V182H48ZM47 183V184H48ZM233 183V182H232ZM13 184V183H12ZM49 184H51V182L49 183ZM107 184V183H106ZM141 184V183H140ZM2 185V184H1ZM139 185V184H138ZM174 185H175V183H174ZM225 185V184H224ZM3 186V185H2ZM21 186V185H20ZM22 186V187H23ZM38 186V185H37ZM40 186V185H39ZM62 186H64V184L62 183ZM104 186H106V185H104ZM103 186V187H104ZM197 186V185H196ZM261 186V185H260ZM5 187V186H4ZM22 187H20V189H19V191L21 190V188ZM135 187H137V186H135ZM143 187V186H142ZM17 188V187H16ZM18 188H19V184H18ZM138 189H140L139 187H137ZM197 188V187H196ZM2 189V188H1ZM3 189H5V188H3ZM2 189V190H3ZM10 189V188H9ZM83 189H85V190H87V188H83ZM82 189V190H83ZM89 189V188H88ZM142 189V188H141ZM140 189V190H141ZM216 189V188H215ZM2 190H0L1 192H2ZM7 190V189H6ZM102 190H104V188H102ZM124 190H125V187H124ZM226 190V189H225ZM8 191V190H7ZM90 191V190H89ZM23 192H24V190H23ZM40 192V191H39ZM39 192H38V194H39ZM127 192V189L125 190V192H124V195H126L125 193ZM132 192V191H131ZM131 192H128V194H127V196L129 195L130 197V200L128 201L130 204H134L135 205V208L133 209V211H132V213L131 212H129L128 214H126V217L124 218L125 219V221H126V219H127V217L128 218H130V216H132V218H130L129 220H127L126 222H129L130 221V223L131 224H136L137 226H139L140 228H150V229H152L151 228V221H150V219H151V215H150V213L152 212V209H154L155 208V206H157V208H155V209H157V210H161V207H160V205H158V204H155L152 200L153 199H151V200H149V201H147L148 203V205L146 206L145 205V207L144 206H141V207H143V208H139V200L137 199L138 197H135V196H133L132 195V193ZM9 193V192H8ZM7 193V195H9ZM25 193V192H24ZM80 193V192H79ZM78 193V195H80ZM135 193V192H134ZM5 194V192H3L2 193V195H4ZM19 194V193H18ZM17 194V195H18ZM33 194H35V195H33ZM51 194V191L49 190V191H47V192H45V193H42V194H40L41 195V200L42 201H45L48 197H49V195ZM100 194H102V193H100ZM99 194V195H100ZM154 194V193H153ZM263 194V193H262ZM16 195V197L18 198V196ZM86 195H89V192L88 191H85V192H83L82 193V195H81V197H83V196H86ZM102 195H104V191H103V194ZM102 195H100V198H101V196ZM123 196V195H122ZM127 196H125V197H127ZM261 196V195H260ZM5 196H1L0 195V206L1 205H6V198H4ZM159 196H155L154 198H158ZM201 197V196H200ZM261 197H263V196H261ZM22 198V197H21ZM20 198V199H21ZM104 198V197H103ZM128 198V197H127ZM258 198V197H257ZM19 199V198H18ZM37 199V200H36ZM260 199V198H259ZM263 199V198H262ZM22 200H24V199H22ZM105 200V199H104ZM202 200V199H201ZM227 200V199H226ZM257 200V199H256ZM19 201H21V200H19ZM115 201V200H114ZM224 200H222V202H223ZM102 202V201H101ZM111 202H113V201H110L109 203H111ZM144 202V201H143ZM214 202V201H213ZM225 202V201H224ZM233 202V203H232ZM232 202H229L230 204H235V202H237V201H232ZM21 203V202H20ZM103 203L104 204H106V205H109L107 202L105 203L104 201H103ZM201 203H203V200H202V202ZM238 203V202H237ZM38 204V203H37ZM100 204H102V203H100ZM113 204V203H112ZM111 204V205H112ZM115 204H116V202H115ZM209 204V203H208ZM137 205V206H136ZM179 205V204H178ZM202 205V204H201ZM227 204H225V206H226ZM244 205V204H243ZM18 206H21V204H19L18 203ZM35 206H38V207H40L38 210H36L35 208H32L33 209V214L32 215H29V216H25V217H27L26 219L25 218H20V219H18L17 218V220H15V219H13L11 222H14V221H16L15 223H13V227H15L16 228V230H17V228L19 227L18 225H20L21 224V227L20 228H18L19 229V232H13V233H16L15 235H21L22 234V236H23V239L25 240H27V238L29 239V238H31L30 240H32L34 243H36V247L34 246V245H29V244H27L28 243V240L25 242L24 241V245H25V249L27 250V252L24 254V252H23V255L21 256V258L19 259V260H21L22 262H23V264H40V263H42V262H46L47 260H49V261H51L50 260V254L51 255H53V257H54V259H58V254H60V256H61V258H63V261H64V263L63 264H68L67 262H69V261H67V259L69 258V254H68V252H66V250L64 251V252H62L61 251V249L62 248H65V247H62L61 246V244H59L60 242H62L63 240H61L60 239V237H62L63 236V233H62V236L60 235V237L58 236L59 235V232L58 233H56L55 232V230H54V228L56 227V228H63V230H65V229H67V227L69 226V224H71V221H66L65 223H63V222H61L60 224H56V222H57V218L58 217H56L55 215H54V213H53V210L51 209L50 211H49V216H51V218H49L50 219V222H49V226H51V228H52V230H53V232H52V234L51 233H48V234H50V236L48 235V237L46 236V235H44V230H42V226H41V224H42V222L44 221L43 220V214H44V211H45V208L47 207L46 205H42L41 206V204H39V205H35ZM58 206H60V207H70V206H66V205H62V204H59ZM228 207V209H230L231 208V205H227ZM7 207V206H6ZM200 207H202V206H200ZM240 207V206H239ZM242 207V206H241ZM177 208V207H176ZM212 208V207H211ZM218 208V207H217ZM18 209V208H17ZM180 211H181V209L180 210H178V209H176L175 210V212H177V214L178 215H180V216H185V215H181L180 214ZM190 211V212H189ZM14 212H16V211H14ZM37 212H38V215H39V219H41V220H39V221H37ZM208 212V211H207ZM47 213V212H46ZM192 213V214H191ZM12 214V213H11ZM204 214V213H203ZM213 214V213H212ZM215 214V213H214ZM220 214V213H219ZM229 215H230V217H231V213H229ZM7 216V215H6ZM5 215L2 217V218H0L1 220L4 218V217H6ZM10 216V215H9ZM177 216V215H176ZM215 216V215H214ZM217 216V215H216ZM226 216V215H225ZM10 217H13V216H10ZM187 217V218H188ZM208 217V216H207ZM235 217V216H234ZM9 218V217H8ZM8 218L6 219V220H8ZM159 219V218H158ZM186 218L185 217H181L180 218V220H185ZM189 219V218H188ZM188 219H186V220H188ZM191 219V218H190ZM193 219V218H192ZM191 219V220H192ZM217 219V218H216ZM234 219H236V218H234ZM1 220H0V223H2L1 222ZM3 220H5V219H3ZM10 220V219H9ZM26 220H28V221H26ZM46 220V219H45ZM161 220V218L157 221V222H155L156 224H155V226H154V228H155V230L153 231L154 232V234L155 233H157L156 232V226H157V224H158V222ZM233 220V219H232ZM182 221H180V222H182ZM222 221H225V220H222ZM248 221V220H247ZM9 222V221H8ZM7 222V223H8ZM11 222H9V224L11 225L12 223ZM214 222H216L215 220H214ZM239 222V221H238ZM4 223H6V221H4L3 222V224ZM6 223V224H7ZM108 223V222H107ZM174 223H175V221H174ZM185 223H187V222H185ZM227 223H229V224H232V221H231V218L229 219V221H227ZM249 223V222H248ZM6 224H4L3 226H6ZM76 224V223H75ZM74 224V225H75ZM56 225V226H55ZM68 225V226H67ZM80 225V224H79ZM213 225V224H212ZM215 225V224H214ZM213 225V226H214ZM2 226V225H1ZM0 226V227H1ZM32 226H33V229H32ZM45 225H43V227H44ZM67 226V227H66ZM82 226V225H81ZM107 226V225H106ZM209 226V227H208ZM246 226V225H245ZM12 227V226H11ZM11 227H10V229H9V231H11ZM220 227V226H219ZM238 227H239V225H238ZM2 228V227H1ZM7 228H9V226L7 227ZM14 228V229H15ZM49 228V227H48ZM69 228V227H68ZM108 228V227H107ZM106 227L105 228H103V229H107ZM111 228V227H110ZM181 228V229H180ZM226 228V230H225V238L227 239V241H229V242H231V243H233V245H234V243H236V237L235 236H237V235H235V227L233 226V225H231L229 228H232V230H229L227 227H225ZM240 228V227H239ZM238 228V229H239ZM3 229V228H2ZM1 229V231H3ZM6 229V228H5ZM23 229H25V230H23ZM112 229V228H111ZM182 229H184L182 226L180 227L179 225L177 226V229H176V231H174V232H172L173 234H175V235H178V236H180V234H182L183 232V230ZM217 229V228H216ZM215 229V230H216ZM220 229V228H219ZM223 229V228H222ZM13 230V229H12ZM100 230H102V229H100ZM100 230H98L97 232H95V237L97 238V239H99V237H98V233H99V231ZM109 230V229H108ZM8 231V230H7ZM18 231V230H17ZM113 231V230H112ZM184 231H185V229H184ZM213 231V230H212ZM217 231V230H216ZM224 231V230H223ZM86 232V231H85ZM115 232V231H114ZM2 233H4V232H2ZM88 233V232H87ZM172 233H169V234H172ZM46 234V233H45ZM82 234V233H81ZM219 234V233H218ZM53 235L55 236V235H57V237H56V241H53ZM90 235V234H89ZM93 235V234H92ZM148 235V234H147ZM157 235H159V234H157ZM165 235H168V234H163V235H160V236H158V237H162V236H165ZM213 235V234H212ZM217 235V234H216ZM223 235V236H224ZM14 236V235H13ZM46 237H47V239H46ZM91 237V236H90ZM93 237V236H92ZM91 237V238H92ZM95 237H93V238H95ZM139 237V236H138ZM145 237L146 236H144L143 238L142 237H139V238H141V243L140 244H138V245H136V249H137V246L138 247H142L143 245L142 244H145V242H146V240H145ZM170 237V236H169ZM95 238V239H96ZM196 238V239H197ZM257 238V237H256ZM5 239V238H4ZM8 239V238H7ZM16 239V238H15ZM45 239H46V241H45ZM60 239V240H59ZM66 239H67V237H66ZM66 239H64V240H66ZM219 239V238H218ZM225 239V240H226ZM240 239V238H239ZM6 240V239H5ZM10 240H11V238H10ZM10 240H9V243H10ZM20 240H21V238H20ZM68 240V239H67ZM221 240H222V238H221ZM12 241V240H11ZM40 242V243H37V242ZM93 241V240H92ZM99 241H100V239H99ZM13 242V241H12ZM11 242V243H12ZM18 242V241H17ZM32 242V243H33ZM101 242V241H100ZM19 243V242H18ZM31 243V244H32ZM65 243H68V242H65ZM70 243V242H69ZM69 243H68V245H69ZM102 243V242H101ZM218 243V242H217ZM217 243H215V244H217ZM221 243V242H220ZM15 244H17V243H14V245ZM21 244V243H20ZM87 244V243H86ZM63 245V244H62ZM68 245H66V248L68 247ZM89 245V244H88ZM140 245H142V246H140ZM181 245L182 244H180L179 245V247H178V249L181 247ZM219 245V244H218ZM11 246H12V244H11ZM62 248H61V247ZM217 246V245H216ZM222 246V245H221ZM13 248H15V247H17L18 248V246H12ZM11 247V248H12ZM101 247V246H100ZM103 243H102V250H103ZM215 247V246H214ZM220 247V246H219ZM4 248V247H3ZM135 248H132L133 250L135 249ZM221 248V247H220ZM219 248V249H220ZM5 249V248H4ZM7 249V248H6ZM69 249H70V246H69ZM69 249L67 250V251H69ZM131 249V250H132ZM7 250H9V248L7 249ZM10 250H12V249H10ZM17 251H19V248L18 249H16ZM130 250V251H131ZM204 250V252H206V254H207V251H205ZM213 250V249H212ZM1 251V250H0ZM5 251V250H4ZM13 251H15L14 249L12 250V252ZM22 251V250H21ZM223 251H224V249H223ZM6 252V251H5ZM10 252V251H9ZM9 252H7V253H9ZM16 252V251H15ZM20 252V251H19ZM14 253V252H13ZM13 253H11L10 255L12 256V258L14 257V258H16V254H18V253H16L14 256L12 255ZM224 253H225V251H224ZM6 254V253H5ZM9 255V256H10ZM208 255V254H207ZM229 255V254H228ZM260 255V254H259ZM6 256V255H5ZM45 256V257H44ZM172 256H175V255H172ZM172 256H170L171 257V259H172ZM8 257V256H7ZM48 257V258H47ZM52 257V256H51ZM6 258V257H5ZM18 258H19V256H18ZM18 258H16V260L18 259ZM125 258V257H124ZM260 258V257H259ZM2 259H3V257H2ZM10 257H8V258H6V261L8 262V263H10ZM23 259V260H22ZM71 259V258H70ZM125 259H127V258H125ZM229 260H230V258H228ZM5 260V259H4ZM12 260V259H11ZM15 260V259H14ZM13 260V262H15L16 263V261H14ZM19 260H17V261H19ZM52 260H53V258H52ZM69 260V259H68ZM229 260H227V257L225 258V261H229ZM54 261V260H53ZM56 261V260H55ZM174 261V260H173ZM7 262H6V264H7ZM20 262V261H19ZM48 262V261H47ZM57 262V261H56ZM124 262V261H123ZM122 262V263H123ZM158 262V261H157ZM12 263V262H11ZM125 263V262H124ZM231 263V262H230ZM1 264H2V261H1ZM3 264H5V263H3ZM18 264V263H17ZM19 264H22L21 262L19 263ZM47 264H52L51 262H48ZM61 264V263H60ZM210 264H211V262H210ZM227 264V263H226Z\"/></svg>","mask_w":264,"mask_h":264},{"label":"water","instance_id":"95a60500","mask_svg":"<svg viewBox=\"0 0 264 264\" xmlns=\"http://www.w3.org/2000/svg\"><path fill=\"white\" fill-rule=\"evenodd\" d=\"M238 14L234 9H228L225 13V21L228 25H233L237 22ZM228 40L232 45H240L245 42V36L236 30H232L229 33ZM98 53V49L94 46H84L79 51V58L83 64H90L92 59ZM46 61L45 56H40L38 58L39 63ZM56 70L61 75H66L70 66L67 62L58 63ZM91 76L94 79H102L104 73L99 66L93 65L91 67ZM71 115L76 120H82L84 113L78 109L71 111ZM104 119H107V116H104ZM124 148V144L118 140L113 139L110 143V151L113 153H120ZM54 156L59 161V163H66L67 156L63 151H55ZM108 183L104 187V196L109 201H114L119 199L124 193V185L117 179V169L111 167L107 172ZM181 215H187V209H181ZM177 225L171 218L165 217L162 218L157 226L156 232L159 235L169 234L176 231ZM100 241L103 243V250L100 254L104 264H120L121 260L130 252L132 248L141 243V238L136 235H133L129 232H114L108 229H102L98 233Z\"/></svg>","mask_w":264,"mask_h":264}]
</instances>
